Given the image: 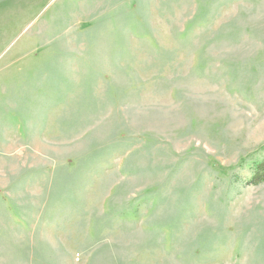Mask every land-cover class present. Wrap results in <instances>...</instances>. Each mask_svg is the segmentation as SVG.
<instances>
[{
  "label": "rangeland",
  "instance_id": "rangeland-1",
  "mask_svg": "<svg viewBox=\"0 0 264 264\" xmlns=\"http://www.w3.org/2000/svg\"><path fill=\"white\" fill-rule=\"evenodd\" d=\"M263 146L264 0H0V264H264Z\"/></svg>",
  "mask_w": 264,
  "mask_h": 264
},
{
  "label": "trees",
  "instance_id": "trees-1",
  "mask_svg": "<svg viewBox=\"0 0 264 264\" xmlns=\"http://www.w3.org/2000/svg\"><path fill=\"white\" fill-rule=\"evenodd\" d=\"M262 150L264 152V146L262 147ZM252 168L254 172L249 183L256 186L264 184V160L254 161Z\"/></svg>",
  "mask_w": 264,
  "mask_h": 264
}]
</instances>
